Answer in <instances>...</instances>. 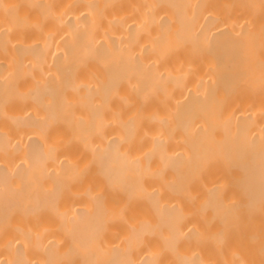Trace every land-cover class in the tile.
<instances>
[{
  "label": "bare ground",
  "instance_id": "bare-ground-1",
  "mask_svg": "<svg viewBox=\"0 0 264 264\" xmlns=\"http://www.w3.org/2000/svg\"><path fill=\"white\" fill-rule=\"evenodd\" d=\"M0 264H264V0H0Z\"/></svg>",
  "mask_w": 264,
  "mask_h": 264
}]
</instances>
